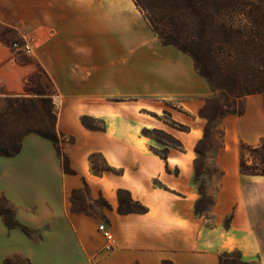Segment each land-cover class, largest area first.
Returning <instances> with one entry per match:
<instances>
[{"label":"crops","instance_id":"crops-1","mask_svg":"<svg viewBox=\"0 0 264 264\" xmlns=\"http://www.w3.org/2000/svg\"><path fill=\"white\" fill-rule=\"evenodd\" d=\"M0 29V88L28 95L29 78L45 70L58 91L57 130L74 138L61 148L75 171L66 173L54 143L35 133L17 154L0 156V197L30 230L10 229L0 218V264L14 255L29 264H219L231 252L264 264V176L244 175L239 166L240 142L264 138V93L245 97L243 114L220 118L224 145L209 149L212 170L202 188L196 144L206 119L191 114L214 92L188 53L160 41L134 0H0ZM8 32L31 45L30 59L12 50ZM144 98L182 99L171 120L188 130L144 116L164 111ZM83 116L102 127H86ZM158 127L182 147L143 133ZM93 153L113 172L97 174ZM85 182L92 198L109 204L101 216L72 211L70 196ZM119 190L146 211L120 212ZM205 197L209 204L198 211ZM102 222L116 239L110 252L102 251Z\"/></svg>","mask_w":264,"mask_h":264},{"label":"trees","instance_id":"trees-1","mask_svg":"<svg viewBox=\"0 0 264 264\" xmlns=\"http://www.w3.org/2000/svg\"><path fill=\"white\" fill-rule=\"evenodd\" d=\"M134 2L138 7H141L143 13H148L146 17L156 34L162 39V43L174 45L194 58L198 63V69L196 68L198 72L208 80L215 91L222 93L226 102L229 99L239 100L251 94L264 93V0H134ZM159 13L171 19L181 17L190 19L197 32H206L213 40L221 38L217 41V46L223 45L228 56V62L217 61L215 70H212L207 63H203L202 52L198 47L192 46L191 49H185L179 44L167 40V34H161L156 27V23L160 21L157 18ZM221 19L225 21V24L220 26ZM233 59H236V62ZM234 70L239 71V73L232 77L231 71ZM41 74L49 82L51 87L49 93L36 81ZM34 85L38 88H34ZM26 89L28 95L24 96H10L3 92L6 95L8 107L18 115L20 120L24 122L22 125L26 126L27 129L23 133H15L6 137L0 134V156L17 154L21 149L24 136L35 133L54 143L62 160L64 171L70 174L74 173L75 171L71 168L69 160L61 148L62 142H72L74 138L65 136L57 130L58 112L54 97L58 94V91L53 81L45 70L41 69L29 78ZM226 106L227 103L221 105L210 104V106H203L199 112L201 118L217 123L216 128L219 131L218 145L220 146L224 145V131L218 127L219 119L226 114L241 115L244 113V107L240 110L226 111ZM89 118L91 117L83 116L82 123L90 129H99L88 123ZM172 123L178 126L180 130H188V127L183 124L174 121ZM146 130L144 129L143 133L149 135ZM170 136L176 141L174 146L182 147V143L178 139L173 135ZM155 139L162 143L160 139ZM239 146L241 173L249 176H264V138H261L259 143L255 145L241 141ZM163 150L164 153L160 152V155L166 158V149ZM196 152L198 156L203 154L198 147H196ZM97 157L102 158L105 165L104 169H101L96 163ZM89 159L93 170L97 174L113 172V169L101 154L93 153ZM83 188H87L90 194L89 186L85 182L84 187L73 190L70 196L72 211L75 213H88L74 206L75 194ZM122 194L128 195V203L122 198ZM118 195L120 212L146 211L144 206L133 201L128 191L119 190ZM100 198L103 206L109 207L108 202L102 196ZM197 209L200 211L199 206ZM0 218L8 228H17L26 234L30 233L27 227L18 222L15 209L5 197H0ZM226 255L228 256V254ZM238 257L240 264H246L240 255ZM8 263L9 257L4 260V264ZM219 264H223L222 256Z\"/></svg>","mask_w":264,"mask_h":264},{"label":"rangeland","instance_id":"rangeland-1","mask_svg":"<svg viewBox=\"0 0 264 264\" xmlns=\"http://www.w3.org/2000/svg\"><path fill=\"white\" fill-rule=\"evenodd\" d=\"M139 9L142 11L141 7ZM144 15H148L147 12H144ZM157 18L160 20L158 23H156V27L158 31L161 34H167V40H170L172 42H175L179 44V46L185 48V49H191V47H198V49L202 52V59L203 63H207L210 69L215 70L216 68V62H228V56L226 54V51H224L223 45L217 46V41L221 40V38L218 39H210L209 35L205 32L200 33L197 32L196 29H194V25L191 24V20L181 17V18H169L166 16H163L159 13V17L157 15ZM149 21V20H148ZM150 23V22H149ZM227 23V21H226ZM220 26L225 24L224 20H220L219 22ZM151 25V24H150ZM152 27V26H151ZM154 30V28L152 27ZM1 31V29H0ZM2 32V31H1ZM155 32V31H154ZM156 34V32H155ZM8 35V39H10V46L12 48V45L16 42L18 43V46H23L26 41L19 38V34H15L13 32L6 33ZM159 38L158 34H156ZM160 39V38H159ZM162 42V39H160ZM16 53L20 55L21 58L30 59V54L26 53L23 50L19 49H13ZM196 68L198 69V63L193 58ZM233 61L236 62V59ZM255 67V66H254ZM239 71H231L232 77L235 75H238ZM39 82L44 90L49 93L51 90V87L49 85L48 80L46 77L41 74L39 79L36 80ZM34 88H38L36 85H34ZM214 94L206 99L203 106H210V104L214 105H221L224 103H227V106L225 107V110H240L242 107H244L243 99L239 100H232L229 99L227 102L223 99V95L220 91H215L212 88ZM249 96V95H248ZM247 97V96H246ZM118 101L120 99H117ZM129 101V100H127ZM142 102L155 105L160 104L164 106V111L155 112L153 110H142V112H145L144 116L149 117L150 119L156 121L158 119L162 120L163 122L167 123L170 126H173L174 124L171 121L170 114L172 113V108L182 110V99H172V100H160L158 98H144L142 99ZM126 113L133 114L132 111L126 110ZM146 112L149 115H146ZM200 110L197 113L191 114L192 117L201 118L199 115ZM228 115V114H226ZM225 116V115H224ZM223 117V116H222ZM221 117V118H222ZM220 120V119H219ZM204 132L205 137L203 140L197 142L196 147H198L203 154L198 156V159L196 160V170H197V179H198V185L200 187H204L206 176L205 174L208 171H211L212 168L208 166V152L210 148L218 146L219 143V131L216 128V122H209L207 120H204ZM88 123L91 126L94 127H102L101 123L93 120L91 118L88 119ZM24 122L20 120L18 115L10 110L8 107V103L6 100V95L3 93L2 89L0 88V134L4 137L10 136L15 133H23L27 127L22 125ZM161 125V124H160ZM177 128H179L177 126ZM146 132L162 141V144L165 145H176V141L173 137H171L170 132H168L164 128H151L147 129ZM161 149V153H164L163 146L159 145L158 149ZM240 149V146H239ZM11 150V149H10ZM96 163L101 169L105 168L104 162L101 157L96 158ZM122 198L128 203V195L122 194ZM210 198L205 197L200 203H199V209L203 210L205 209L209 204ZM72 206V205H71ZM75 208L83 209L87 211L88 213L101 216L103 214V203L100 196L96 198H92L88 192L87 188H83L80 192L75 194ZM127 206V204H126ZM32 238H38L39 231H33L31 232ZM228 254V256L226 255ZM238 253L231 252V253H225L222 255L223 257V264H240ZM8 264H28V261L26 258L14 255L9 257V263Z\"/></svg>","mask_w":264,"mask_h":264},{"label":"built area","instance_id":"built-area-1","mask_svg":"<svg viewBox=\"0 0 264 264\" xmlns=\"http://www.w3.org/2000/svg\"><path fill=\"white\" fill-rule=\"evenodd\" d=\"M12 48L13 49H16L17 48L19 50H23V51H25L26 53H29V54L32 53V47H31V45L27 41L21 47H19L18 46V43L15 42L12 45ZM99 230L102 232V234L104 236V239H105V242H104L102 251L103 252H110V251H112L114 249L115 243H116V239H115V236H114L113 232L111 231V229L104 222H102L99 225Z\"/></svg>","mask_w":264,"mask_h":264}]
</instances>
